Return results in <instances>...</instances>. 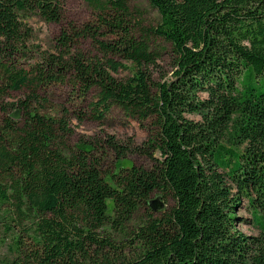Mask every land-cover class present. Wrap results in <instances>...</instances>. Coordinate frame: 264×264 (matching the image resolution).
Segmentation results:
<instances>
[{"label": "trees", "instance_id": "obj_1", "mask_svg": "<svg viewBox=\"0 0 264 264\" xmlns=\"http://www.w3.org/2000/svg\"><path fill=\"white\" fill-rule=\"evenodd\" d=\"M147 1L156 24L128 0H88L94 18L64 27L54 51L31 62L24 19L57 22L59 4L0 0V100L29 88L16 105L0 103V264H264V0ZM156 39L170 46L162 81L150 71L164 52ZM122 62L131 76H116ZM56 84L92 97V119L116 105L148 129L133 152L152 164L122 166L128 148L111 136L68 147L69 111L43 94ZM107 150L115 159L104 170ZM166 191L174 206L128 230ZM243 201L257 235L238 228Z\"/></svg>", "mask_w": 264, "mask_h": 264}, {"label": "rangeland", "instance_id": "obj_2", "mask_svg": "<svg viewBox=\"0 0 264 264\" xmlns=\"http://www.w3.org/2000/svg\"><path fill=\"white\" fill-rule=\"evenodd\" d=\"M61 10V18L57 22H47L36 14L28 15L24 21L30 27L31 36L27 41V47L32 50L33 58L31 62L38 59L39 53L53 52L55 45V37L60 33L64 27L77 26L79 27L85 22L91 21L95 16V11L88 3V0H56ZM131 10H139L140 19L144 24H156L158 20L157 11L152 8L147 0H128ZM135 14V12H133ZM155 45L158 48H164L162 57L158 60L159 67L157 69H150L151 76L154 81L165 80L170 77L171 65H170V46L168 43L156 39ZM81 48L88 51L91 55L96 54V50L87 41L81 43ZM36 53V54H35ZM126 65V68H120L116 76L125 78L131 76L133 73V67L130 63L122 62ZM29 93V88L22 87L20 90L8 91L4 95L0 103H14L17 104L18 100L24 99ZM43 94L48 99L49 107L55 106L56 109L60 107L66 108L68 116L66 120L68 127L72 130L70 135L64 138L63 142L72 147L75 143L81 140H99L105 141L108 136H111L117 143L124 145L127 150L126 158L122 159L121 165L129 167L132 163L143 166H150L152 160L147 156L133 152L135 148L142 147L147 140L149 132L148 129L141 126L136 120L127 118L124 115L122 109L116 105L112 106L110 111L105 115L102 120H96L89 117L88 102L92 97L78 98L73 95L65 85H53ZM43 107V106H42ZM43 108L48 109L47 106ZM15 107L10 110V113H14ZM1 111V110H0ZM17 112V111H16ZM83 114V117L78 118ZM19 119L23 118V111L18 110ZM186 117L191 119H200L199 115L186 114ZM130 149V151H129ZM99 155V153L96 152ZM107 156L104 158L103 169H111L113 160L115 159L114 152L107 150ZM157 156V154H154ZM113 169V168H112ZM159 197L158 200L162 204L161 207L152 209L149 205L141 206L133 215L131 222L128 226V230H131L134 225L142 222L147 218L148 213H152L153 216H161L163 213L169 211L174 206V198L169 191L164 193L156 192L150 196V199ZM158 204V203H157ZM251 210L243 201L241 207L237 211V217L240 220L238 228L246 234L257 235L258 229L255 227L253 220L251 219ZM2 231V228L0 229ZM109 232L117 240L125 239L123 233H118L112 229ZM6 252V245H0V256Z\"/></svg>", "mask_w": 264, "mask_h": 264}, {"label": "water", "instance_id": "obj_3", "mask_svg": "<svg viewBox=\"0 0 264 264\" xmlns=\"http://www.w3.org/2000/svg\"><path fill=\"white\" fill-rule=\"evenodd\" d=\"M16 115H17V114H16ZM157 201H158V197H156V198H154V199H150V200L148 201V205H149L152 209H156V208H158V207H161L162 204H161L160 202L157 204Z\"/></svg>", "mask_w": 264, "mask_h": 264}]
</instances>
